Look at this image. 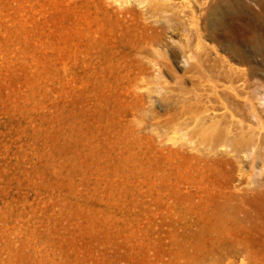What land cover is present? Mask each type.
<instances>
[{"label":"rangeland","instance_id":"obj_1","mask_svg":"<svg viewBox=\"0 0 264 264\" xmlns=\"http://www.w3.org/2000/svg\"><path fill=\"white\" fill-rule=\"evenodd\" d=\"M156 56L264 97V0H0V264H264L263 166L166 124Z\"/></svg>","mask_w":264,"mask_h":264},{"label":"bare ground","instance_id":"obj_2","mask_svg":"<svg viewBox=\"0 0 264 264\" xmlns=\"http://www.w3.org/2000/svg\"><path fill=\"white\" fill-rule=\"evenodd\" d=\"M151 9L161 13L167 11L165 7H151ZM161 41L163 40H159L157 43L161 44ZM184 54L186 53H183L178 62L180 66L189 61V57ZM190 58H192L191 55ZM152 61L159 67V73L157 72L155 77L149 78L146 64L141 63V71L131 80L130 85L136 91L147 89L156 91L163 96L165 104L169 105L165 122L174 132H181V135L190 144H194V149L200 151L203 150L201 149L203 146L210 152H219L220 148H227L229 153L238 157L243 153V157L246 156V159L251 160L253 167L262 169L261 166H263L264 168V158L262 157L264 116L263 110L259 108L264 106V97L261 95L259 84L256 85V90L251 89L252 91L251 87H247V83L223 84L221 83V75L224 74L222 69L219 71L215 67H209L210 70L208 69L206 74L205 64L199 59L194 63L190 62L189 70L198 73L199 81L207 82L210 87L205 88L199 84L193 89L184 88L179 84L178 79L172 83L166 78L165 75L173 74L169 64L158 56ZM173 75L178 78L176 74ZM229 77L232 82L230 74ZM137 95L144 97L145 93L137 92ZM153 116L159 117L160 114L155 112ZM243 167L241 168L245 171L246 166L243 165ZM253 167L252 169H254Z\"/></svg>","mask_w":264,"mask_h":264}]
</instances>
